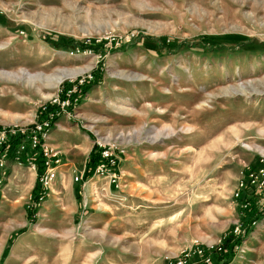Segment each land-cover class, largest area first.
Here are the masks:
<instances>
[{
	"label": "rangeland",
	"instance_id": "obj_1",
	"mask_svg": "<svg viewBox=\"0 0 264 264\" xmlns=\"http://www.w3.org/2000/svg\"><path fill=\"white\" fill-rule=\"evenodd\" d=\"M95 78L35 140L39 110ZM0 127L27 135L0 160V264L200 263L232 228L240 246L212 264H264L263 199H235L264 166V0H0ZM98 144L114 183L85 179Z\"/></svg>",
	"mask_w": 264,
	"mask_h": 264
},
{
	"label": "trees",
	"instance_id": "obj_2",
	"mask_svg": "<svg viewBox=\"0 0 264 264\" xmlns=\"http://www.w3.org/2000/svg\"><path fill=\"white\" fill-rule=\"evenodd\" d=\"M203 41L207 42L209 41V39H203ZM70 43L72 44H77L81 46V49H85L87 47H92L91 44L86 45L83 43H79L76 41H71ZM89 43V42H88ZM87 43V44H88ZM94 43V42H92ZM97 82V79L95 78L94 82H90L89 80L85 79L84 82L82 84H78V80L74 82V84L76 85V92L70 96L67 97L66 94L68 91H71L70 88H63V92L61 94V102L65 101L69 98L72 97V101H70V107L74 106L75 103H78L84 96L85 94L91 89V87ZM74 100H77L76 102H74ZM61 110H60V106L57 105H52V104H48L44 109H40L39 110V115H40V119H44V120H48L49 121V127L48 129H50L53 124L58 120V117L60 116ZM51 118V120H50ZM42 123V121H41ZM48 129H43L42 134H35L36 139L39 141V143L42 140V135L48 130ZM0 132L4 133L5 137L3 139V141L0 143V160L3 156L5 157H13L16 158V153L18 151L19 146L22 143V140L27 136V135H21V134H12V130L11 129H4L0 127ZM38 148V147H36ZM96 147H94L93 152L90 155V159L87 163L86 166V173H85V179L89 178L94 171V168L99 160V155L96 154L95 155V151H96ZM19 161L20 163H24L26 161V154L22 153L21 156L19 157ZM34 163L36 166H40L41 168L43 167V163H44V157L42 156V154L39 155L38 158L33 159ZM257 210L254 208V206L249 203L247 205L246 208H244L243 210L240 211V216L241 219L243 220L242 222V227L246 224V227L244 229V235H246L248 233L249 228L252 226V224L256 221V219H258L259 216L264 215L263 214H259L258 217L255 216L257 215ZM244 236L241 235H236L235 229L232 228L224 237H223V242L222 245L220 247V253L215 251L213 253V258L216 257L219 260V263H221V261H227L230 260L234 254L236 253L237 248L240 246L242 239Z\"/></svg>",
	"mask_w": 264,
	"mask_h": 264
},
{
	"label": "built area",
	"instance_id": "obj_3",
	"mask_svg": "<svg viewBox=\"0 0 264 264\" xmlns=\"http://www.w3.org/2000/svg\"><path fill=\"white\" fill-rule=\"evenodd\" d=\"M66 96L67 97L72 96V92L68 91ZM70 101H72V97L62 102L60 99L56 98L53 101L54 104L53 103L51 104L52 105L58 104L60 106V104L66 103L69 107ZM76 101L77 100H74V102ZM40 124L41 125L37 127L36 130L34 131L35 134H42L43 129H48L49 127L48 120ZM35 140H37L36 137ZM98 147L99 148L97 154L99 155V160L94 168L93 176H97V175L102 176L105 174L110 175V181L111 183H114L116 181L115 173L117 168V158L114 157L113 152L110 149L101 148L100 144H98ZM42 156L44 157V163L42 167L44 171L40 182L42 187L44 189H47L48 185L55 179V169L59 165V161L53 160L56 158V156H52L51 152H49L47 149L44 150ZM74 181L79 182V178H75ZM247 191H253L257 195H260L264 202V166L263 165L254 169L249 168L245 171L242 178L238 182L237 190L235 193V199H239ZM246 207H247V203H245L241 208H246ZM215 251L220 253V247L216 248L215 250L211 248V250H209L208 252H205L203 250L197 251L196 254L198 255V257L201 258L200 263L193 262L191 254L187 253L184 256H182L179 260H176V262L174 263L170 262L169 264H212L213 262L212 255Z\"/></svg>",
	"mask_w": 264,
	"mask_h": 264
}]
</instances>
